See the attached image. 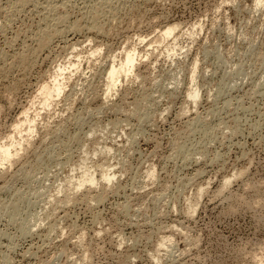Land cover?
Instances as JSON below:
<instances>
[{
    "label": "rangeland",
    "instance_id": "1",
    "mask_svg": "<svg viewBox=\"0 0 264 264\" xmlns=\"http://www.w3.org/2000/svg\"><path fill=\"white\" fill-rule=\"evenodd\" d=\"M28 1L0 0V142L39 112L38 91L59 67L78 70L35 114L32 139L22 132L32 144L22 160L0 162V264H264V2ZM131 48L136 69L108 93L109 64ZM86 157L114 165L113 184L90 193L104 201L81 200L82 189L60 204Z\"/></svg>",
    "mask_w": 264,
    "mask_h": 264
},
{
    "label": "bare ground",
    "instance_id": "2",
    "mask_svg": "<svg viewBox=\"0 0 264 264\" xmlns=\"http://www.w3.org/2000/svg\"><path fill=\"white\" fill-rule=\"evenodd\" d=\"M21 1V0H20ZM30 1V0H29ZM29 1H28V3H29ZM86 1V0H85ZM107 1H109V0H107ZM124 1V0H123ZM137 1V0H136ZM256 1V5L257 6H262V4H263V2H264V0H255ZM37 2V1H36ZM111 2V1H110ZM101 3H102V1H101ZM105 3H106V0H105ZM108 3V2H107ZM106 3V4H107ZM12 4V3H11ZM10 4V5H11ZM17 4V3H16ZM19 4V3H18ZM20 4H21V2H20ZM49 4V3H48ZM105 4V5H106ZM111 4V3H110ZM9 5V6H10ZM46 5V4H45ZM54 5V4H53ZM96 5V4H95ZM109 5V4H108ZM128 5V4H127ZM264 5V4H263ZM28 6V5H27ZM39 6V5H38ZM61 6V5H60ZM102 6V5H101ZM100 5H99V7H101ZM7 7V6H6ZM41 7V6H40ZM49 7V6H48ZM104 7V6H103ZM114 7V6H113ZM12 8V7H11ZM14 8H15V6H14ZM45 8H46V6H45ZM3 9V8H2ZM13 9V8H12ZM18 9H20L21 10V8H18ZM48 9V8H47ZM63 9V8H62ZM98 9V8H97ZM101 9H103V8H101ZM100 9V10H101ZM43 10V9H42ZM52 10V9H51ZM50 10V11H51ZM56 10V9H55ZM105 10V9H104ZM110 10H112V8L110 9ZM8 11V10H7ZM18 11V10H17ZM97 11V10H96ZM118 11V10H117ZM44 12V11H43ZM46 12V11H45ZM102 12V11H101ZM5 13V12H4ZM3 13V14H4ZM120 13V12H119ZM88 14V13H87ZM91 14V13H90ZM96 14V13H95ZM95 14H93V15H95ZM114 14V13H113ZM13 15V14H12ZM44 15V14H43ZM48 15V14H47ZM99 14H98V12H97V17H99L98 16ZM102 15H104V13H102ZM4 16V15H3ZM10 16V15H9ZM64 16H66L65 14H64ZM91 16V15H90ZM45 17V16H44ZM63 17V16H62ZM96 17V15L95 16H93V20H94V18ZM101 17V16H100ZM103 17V16H102ZM5 18V17H4ZM9 18H11V17H9ZM59 18H60V16H59ZM65 18V17H64ZM120 18V17H119ZM52 19V18H51ZM98 19V18H97ZM97 19H95L96 21H97ZM102 19V18H101ZM105 19V18H104ZM10 20V19H9ZM41 20H42V18H41ZM62 20H65V19H62ZM110 20V19H109ZM66 21V20H65ZM4 22V21H3ZM9 22V21H8ZM44 22V21H43ZM57 22H59L58 20H57ZM60 22H62L61 21V19H60ZM77 22V21H76ZM98 22V21H97ZM43 24V23H42ZM45 24V23H44ZM55 24V23H54ZM57 24V23H56ZM65 24V23H64ZM94 24V23H93ZM48 25V24H47ZM76 25V24H75ZM95 26H96V24H94ZM46 26V25H45ZM57 26V25H56ZM104 26H105V24H104ZM47 27V26H46ZM55 27V26H54ZM68 27V26H67ZM76 27H77V25H76ZM49 28V29H48ZM48 28H46L47 30L45 31V28L43 29V32H42V30L40 31V32H42L40 35L41 36H39L40 37V44L42 45V44H45L46 43V45L48 44L47 42L49 41L50 42V39H52L51 37L53 36H51V34H53L52 33V28L50 29V27H48ZM71 28V27H70ZM75 28V27H74ZM100 28V27H99ZM98 28V29H99ZM177 27L176 26H167V27H165V29L162 31V34H161V36L159 35V37H160V39H161V42L162 41H165V39H167V38H170V37H172L173 35H174V32H175V30H177L176 29ZM54 30H53V32H55L56 30H55V28H53ZM69 29V28H68ZM76 30H78V29H76ZM51 31V32H50ZM59 31V30H58ZM57 31V32H58ZM75 31V30H74ZM89 31V30H88ZM101 31H102V29H101ZM100 31V32H101ZM56 32V33H57ZM65 32V31H64ZM61 33V32H60ZM79 33H80V29H79ZM99 33V32H98ZM161 33V32H160ZM58 34V33H57ZM36 35H37V33H36ZM39 35V34H38ZM57 36V35H56ZM34 38V37H33ZM159 39V40H160ZM35 40V39H34ZM142 40V39H141ZM37 42H38V40H37ZM157 42V41H156ZM38 44V49H40L39 48V46H40V44L39 43H37ZM90 44H91V42H90ZM165 44V43H164ZM25 46V45H24ZM41 47V46H40ZM73 47H75V46H73ZM127 47V46H126ZM44 48H45V46H44ZM133 48V47H132ZM131 48V50H126V51H124L123 52V50H125V49H122L121 51L123 52V53H121V55H123V57H122V59L120 60L119 58V60H117V62L118 63H116V60H113V61H111V63L109 64V67L107 68V70H106V90L108 91V93H110V92H112L113 91V89H115V87H116V85H117V83H119V81L123 78H130V77H128L129 75H131L133 72H134V68L136 67V62H137V59L139 58V55L137 54V52H136V50L135 49H132ZM33 49H35V48H33ZM43 49V48H42ZM97 49V48H96ZM99 49V48H98ZM97 49V50H98ZM41 50V49H40ZM39 50V51H40ZM97 50H95L96 51V53H97ZM100 50V49H99ZM23 51H24V49H23ZM22 51V52H23ZM37 51V50H36ZM35 51V52H36ZM93 51V50H92ZM91 51V52H92ZM32 52V51H31ZM41 52V51H40ZM26 53V52H25ZM96 53H94L93 52V54H95V55H97ZM20 54H22V53H19V56H20ZM27 54V53H26ZM91 54V53H90ZM89 54V55H90ZM99 54H100V51H99ZM98 54V55H99ZM114 54V53H113ZM112 54V55H113ZM23 55H25V54H23ZM23 55H22V57H23ZM29 55H31V54H29ZM35 55V54H34ZM111 55V54H110ZM137 55H138V58H137ZM33 56V55H32ZM91 56V55H90ZM114 56V55H113ZM118 56H119V54H118ZM11 57H12V55H11ZM21 57V56H20ZM20 57H18V58H20ZM30 57V56H29ZM96 57V56H95ZM94 57V58H95ZM120 57V56H119ZM2 58H3V56H2ZM25 58H26V56H24L23 57V59H24V61H23V63L25 62H27L28 60H25ZM90 58V57H89ZM92 58V57H91ZM116 58V57H115ZM137 58V59H136ZM7 59V58H6ZM29 59V58H28ZM113 59V58H112ZM146 59V58H145ZM34 60V59H33ZM141 60V59H140ZM139 60V61H140ZM16 61V60H15ZM19 61H21V59L19 60ZM29 62V61H28ZM70 62V61H69ZM68 64V63H67ZM75 64H77V63H75ZM5 65V64H4ZM69 65V68L73 65H71L70 66V64H68ZM77 65H79V63L77 64ZM76 65V66H77ZM11 66V65H10ZM9 66V67H10ZM74 66L75 65H73V68H74ZM12 67V66H11ZM21 67V66H20ZM58 67V66H57ZM65 68H63V66L62 67H59L58 68V70H56V72L54 73V75L52 76V79H50L51 80V82L49 81L47 84H44L42 87H40V89H39V91H38V94H39V96L38 97H36V99H38L37 100V103H39V105L38 106H40L39 108H41L40 110H39V112H37V113H33L34 114V116H35V114H42L41 112L42 111H44V110H47L48 111V109L53 105L52 103L54 102V100H57L63 93H64V91H65V84H64V82H65V80H66V77L67 76H65V78H64V73H66V70L67 69H69L68 68V66L66 67V66H64ZM138 67V66H137ZM73 68H72V70H73ZM7 69H9V68H7ZM74 69H76V67L74 68ZM136 69V68H135ZM71 70V69H70ZM69 70V71H70ZM78 70V68L76 69V71ZM69 71H67V73L66 74H69L68 72ZM73 72H74V70H73ZM72 72V73H73ZM71 73V72H70ZM139 73V72H138ZM144 73V72H143ZM193 73H194V71H193ZM137 75V74H136ZM142 76V75H141ZM6 77V76H5ZM51 78V77H50ZM139 78L141 79V77L139 76ZM144 79H145V77H143ZM122 79V80H123ZM148 79V78H147ZM69 80H70V78H69ZM126 79H124V81H125ZM142 80V79H141ZM105 81V80H104ZM144 81V80H143ZM142 81V82H143ZM68 82V81H67ZM123 82V81H122ZM45 83V82H44ZM39 84V83H38ZM104 86H105V84H104ZM37 89V88H36ZM107 91H105V93L107 92ZM189 92V91H188ZM36 95H37V93H35ZM200 93H199V91H198V89H192L189 93H187V98H189L190 100H191V102L196 106V104L198 103V101H199V95ZM106 95V94H105ZM104 95V96H105ZM110 95V94H109ZM126 95V94H125ZM107 96H108V94H107ZM34 97V98H35ZM106 98V97H105ZM108 98V97H107ZM142 98V97H141ZM188 99V100H189ZM140 100H142V99H140ZM31 101V100H30ZM32 101H33V99H32ZM71 101V100H70ZM136 102V101H135ZM135 102H134V104H135ZM190 102V103H191ZM34 102H32V103H30L29 104V109L31 108V110H32V105L31 104H33ZM37 103L35 104L34 103V105L33 106H37ZM138 103V101L136 102V104ZM140 103V102H139ZM139 103H138V108L137 107H135L134 106V109L135 108H137V109H135V110H138L139 109ZM191 103V104H192ZM135 104V105H136ZM142 104V103H141ZM34 107V108H37V107ZM111 107H113V106H111ZM117 107V106H116ZM27 108V107H26ZM38 109V108H37ZM134 110V111H135ZM141 110V109H140ZM139 110V111H140ZM25 111H26V109H25ZM33 111H34V109H33ZM37 111V110H36ZM35 111V112H36ZM114 111H115V109H114ZM133 111V114L134 113H138V111H136V112H134ZM31 112V111H30ZM145 112V111H144ZM147 112V111H146ZM28 114H31V113H29V110H27L26 112H25V114H24V116H23V120L21 119V121L19 120L18 122H17V124L14 126V125H12V126H14V127H10L11 129H13L14 128V131H13V133L11 134V135H8L7 137H5V141H1L0 142V162H3V163H6L7 165L8 164H12V163H14L15 164V162L16 161H18V159H20V157L22 156L21 155V153H22V151H23V153H24V155H25V152H27V151H25V150H29V149H27V148H32V146H30V142H31V140L30 141H28L29 139L28 138H30V139H32V134H34V131H35V122H36V120H35V117L37 116H33V117H31V116H29ZM138 114H140V113H138ZM143 113H141L140 115H139V117L140 118H138V119H143L145 116H146V114H143ZM22 115H23V112H22ZM21 116V115H20ZM39 116V115H38ZM133 116V115H132ZM136 117V116H135ZM38 118V117H37ZM133 118V117H132ZM137 118V117H136ZM149 118V117H148ZM145 119V118H144ZM149 120V119H148ZM198 120V119H197ZM141 121H144V120H141ZM199 121V120H198ZM197 121V122H198ZM14 122V121H13ZM15 122V123H16ZM194 123L196 122V120L195 121H193ZM196 122V123H197ZM62 123V122H61ZM61 123H60V125L59 126H62L61 125ZM193 123V124H194ZM195 123V124H196ZM47 124V123H46ZM188 124V123H187ZM191 124V123H190ZM193 124H191V126L193 125ZM200 124H201V122H200ZM44 125V124H43ZM48 125V124H47ZM66 125V124H65ZM197 125V124H196ZM202 125V124H201ZM37 126V125H36ZM45 127V126H44ZM200 127V126H199ZM202 128H203V126H202ZM10 129V130H11ZM43 129H45V128H43ZM42 129V130H43ZM61 129H63V128H61ZM189 129V128H188ZM191 129V128H190ZM37 130V129H36ZM46 130V129H45ZM48 130V129H47ZM51 130V129H50ZM59 130V129H58ZM23 131H25V137L26 136H28V140H27V143L25 144H23V142H24V140L23 139H25V138H23V136H22V132ZM54 131V129L52 130V132ZM63 131V130H62ZM196 131V130H195ZM46 132V131H45ZM51 132V131H50ZM50 132H49V134H50ZM194 132V131H193ZM234 132V131H233ZM37 133V132H36ZM35 133V134H36ZM56 133L57 134H55V136H54V134H52L55 138H54V140H56V136L58 135V132L56 131ZM190 133V132H189ZM192 133V132H191ZM27 134V135H26ZM47 134V133H46ZM48 134V135H49ZM62 134H63V132H62ZM62 134L60 133V135H58V136H62ZM64 134H65V130H64ZM51 135V134H50ZM49 135V136H50ZM52 135H51V138H52ZM29 136H31V137H29ZM188 136V135H187ZM3 140H4V138H3ZM79 140V139H78ZM81 142V141H80ZM77 143H78V141H77ZM179 143V142H178ZM76 144V143H75ZM184 144V143H183ZM32 145V144H31ZM185 145V144H184ZM30 146V147H29ZM80 147H82V146H80ZM84 147H87V146H84ZM179 147V146H178ZM177 147V148H178ZM185 147V146H184ZM88 148V147H87ZM174 148V147H173ZM179 148H183V147H179ZM186 148V147H185ZM64 149V148H63ZM84 149V148H83ZM85 151L87 150L86 148L84 149ZM101 150H102V148L100 149V155H106V156H108V154L110 153V151L112 152V149L110 148V147H104V150L101 152ZM176 150V149H175ZM180 150V149H179ZM182 151H183V149H181ZM180 150V151H181ZM25 151V152H24ZM35 151V150H34ZM83 152V153H85V155H87L86 154V152ZM178 151V150H177ZM180 151H178V153H180ZM181 151V152H182ZM184 151H186V150H184ZM99 152V151H98ZM188 152V151H187ZM69 153V152H68ZM183 154H184V152H182ZM186 153V152H185ZM194 153V152H193ZM114 154V153H113ZM181 154V153H180ZM188 154H189V152H188ZM109 155H111V154H109ZM175 155V154H174ZM69 156V155H68ZM83 156H84V154H83ZM186 156V155H185ZM105 157V156H104ZM109 157V156H108ZM84 159V158H83ZM104 159H107L106 157L104 158ZM20 160H22V159H20ZM68 160V159H67ZM35 161H38V159H36ZM88 161V159H87V157L85 158V160L82 162V164L79 166V170H80V172H79V175H78V177L75 179V180H73L72 181V178L71 179H69L68 181H69V188L67 189V191H66V193L64 192L65 190H63V194H65V195H63L64 196V198L62 199V200H59L58 199V201H59V203L60 204H65V205H67L68 203H72V202H74V201H76V200H78V198L77 199H75L76 197L75 196H77L76 195V193H78L80 190H82V189H85L86 190V193H85V195H81L82 196V198H80L81 200L83 199V200H86V199H88L89 200V202L90 201H92L91 203H93V202H103L104 200V197H105V193L104 192H99L100 194H98L97 192V194L98 195H96V196H92L90 193L93 191V190H95V188L97 187L98 188V185L99 184H101L102 185V183H105V185L103 184V186H105L106 188L107 187H109L110 185L109 184H113V180H115V177H117V176H115L114 175V173L113 172H111L110 170L111 169H114L113 167H114V165H113V167L111 166V165H109V162H105V161H102V163L100 164H98L97 166H92V164L91 165H88L86 162ZM107 161V160H106ZM105 162V163H104ZM118 162V161H117ZM17 163V162H16ZM26 163H28V162H26ZM60 163V162H59ZM66 163V162H65ZM96 164V163H95ZM111 164V163H110ZM119 163H117V165H118ZM12 166V165H11ZM10 167V166H9ZM22 167V166H21ZM118 167V166H117ZM111 168V169H110ZM22 169V168H21ZM98 171V173H99V175H98V177H100V180L99 179H97V177L95 176L96 175V172ZM5 173V172H4ZM152 174V173H151ZM150 174V175H151ZM241 174V173H240ZM240 174H238V175H240ZM0 175H2V172H1V174ZM121 175V174H120ZM237 175V176H238ZM242 175H243V173H242ZM119 176V175H118ZM233 176H236L235 174L233 175ZM236 176V177H237ZM241 176V175H240ZM73 177V176H72ZM151 177H152V175H151ZM70 178V177H69ZM228 178V177H227ZM232 178H235V177H232ZM227 180V179H226ZM229 180L230 179H228L226 182H225V180H224V182H223V186H226V187H221V190H222V188H227V185L229 184ZM100 181L102 182V183H100ZM116 182V181H115ZM115 184V183H114ZM109 185V186H108ZM116 185V184H115ZM229 186V185H228ZM111 187H113V186H111ZM101 188V187H100ZM62 189V188H61ZM64 189V188H63ZM105 189V188H104ZM113 189H114V187H113ZM112 189V190H113ZM97 190V189H96ZM95 190V191H96ZM106 190V189H105ZM105 190H103V191H105ZM109 190V188L106 190V191H108ZM224 190V189H223ZM110 191V190H109ZM117 191V190H116ZM200 191V193H199V195H201V193H204V192H202L203 190H199ZM61 193H62V190L60 191ZM223 192V191H222ZM107 193V192H106ZM198 193H197V196H199L198 195ZM221 193V192H220ZM74 194H75V196H74ZM219 194V193H218ZM222 194V193H221ZM75 198H74V197ZM199 197H201V196H199ZM199 197H198V199H199ZM196 199H197V197H195ZM197 199V200H198ZM52 200V199H51ZM196 200V201H197ZM17 202V201H16ZM77 202V201H76ZM88 202V203H89ZM195 202V201H194ZM199 202V201H198ZM198 202H197V204H198ZM3 203V202H2ZM67 203V204H66ZM78 203H79V201H78ZM188 203V205H189V201L187 202ZM191 203V202H190ZM16 203H15V201H13V203H10V205H12V206H14ZM95 205V204H94ZM195 205H196V202H195ZM195 205H194V203L193 204H190L189 205V207H188V211H192V209L193 210H195L194 208H195ZM2 206V205H1ZM6 206V205H5ZM11 206V207H12ZM60 206V205H59ZM88 206V205H87ZM197 206V205H196ZM90 207V206H89ZM125 208L127 209V207L125 206ZM190 209V210H189ZM186 210V209H185ZM124 211V210H123ZM187 211V212H188ZM54 212V211H53ZM186 212V213H187ZM189 213V212H188ZM187 213V214H188ZM192 213V212H191ZM14 214H18V211H15L14 212ZM44 214V213H43ZM53 214H55V213H53ZM193 214V213H192ZM189 215V214H188ZM190 216V215H189ZM12 219L13 218H15L16 217V215H11L10 216ZM44 217V216H43ZM49 221V220H48ZM55 222V221H54ZM42 224V223H41ZM32 226V225H31ZM21 228H22V226H21ZM20 228V229H21ZM24 229V228H23ZM52 230V229H51ZM28 231H29V229H28ZM171 232V231H170ZM51 236V235H50ZM80 237H81V235H80ZM82 237H83V235H82ZM52 238V237H51ZM82 239V238H81ZM82 241V240H81ZM80 241V242H81ZM164 241V240H163ZM162 241V242H163ZM79 242V241H78ZM84 242V241H83ZM164 242H166V241H164ZM77 243V242H76ZM82 243V242H81ZM167 243H168V241H167ZM83 244V243H82ZM81 244V245H82ZM164 243H162V245H163ZM166 244V243H165ZM87 246V245H86ZM160 246V245H159ZM79 247H80V245H79ZM85 247V246H84ZM88 247V246H87ZM89 248V247H88ZM263 250V249H262ZM264 251V250H263ZM87 252V251H86ZM264 253V252H263ZM88 254V253H87ZM85 255V254H84ZM83 255V256H84ZM260 255H261V253H260ZM86 256L87 255H85V257L84 258H86ZM256 258V257H255ZM260 259V258H259ZM86 260V259H85ZM262 259H260V261H261ZM257 261H259V260H257ZM261 264V263H260Z\"/></svg>",
    "mask_w": 264,
    "mask_h": 264
}]
</instances>
